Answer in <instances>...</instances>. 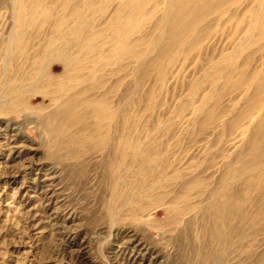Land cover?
<instances>
[{
  "label": "rangeland",
  "instance_id": "1",
  "mask_svg": "<svg viewBox=\"0 0 264 264\" xmlns=\"http://www.w3.org/2000/svg\"><path fill=\"white\" fill-rule=\"evenodd\" d=\"M131 1L143 10L0 0V264H264V169L245 172L264 129V0H208L174 42L166 0ZM19 27L28 50L8 56ZM71 28L75 46L102 49L85 87L114 118L78 110L52 138L48 99L4 97L26 54ZM226 202L236 210L217 218Z\"/></svg>",
  "mask_w": 264,
  "mask_h": 264
},
{
  "label": "bare ground",
  "instance_id": "2",
  "mask_svg": "<svg viewBox=\"0 0 264 264\" xmlns=\"http://www.w3.org/2000/svg\"><path fill=\"white\" fill-rule=\"evenodd\" d=\"M166 1H167V5H166L167 7L165 9V24H169L170 28L171 27L175 28L174 31H170L168 34L171 42H174L181 35H183L186 29L195 28L194 25L197 21V16H198L197 11L199 10V7L209 2L208 0H203V4L200 3L201 4L200 5L199 3H197L192 6V4L190 5V2L197 1V0H166ZM224 1L225 0H218L219 3H222ZM140 4L137 1L135 2V1L129 0L128 4L126 5L127 6L129 5L128 7H129V10L132 12L131 14L135 15L140 10L141 11L143 10L142 5ZM260 5L262 8H264L263 3H261ZM40 8H41L40 3H36L33 6L32 10L30 11L31 14L37 15L41 13ZM26 9H27L26 6L21 7V12L19 11V15H18V19L21 22L23 21L24 23H25V20L27 19ZM123 15L124 14H120L118 16V19H121ZM258 24L260 28L264 31V15L258 18ZM187 25H189L188 28H187ZM70 30L73 32H70L69 34L62 33V32H56L54 36L50 37L49 39L50 42L47 45H44V46L36 45L37 47L32 49L33 51L31 53L32 56H30L29 53L26 54L28 57L26 58V60L28 59L31 60L29 61L31 62V67H29V71L27 72L24 71L25 73H23L18 68L14 67L16 71L14 72V76L10 82L11 87L9 89L8 94L6 93L7 95H5L4 97V100L6 102L8 99L7 96H10V98L17 100L14 97L21 98L23 95L31 93L33 94V96H35L36 94H41L43 96L42 97L43 100L48 99L50 101V107L52 108V110L48 114L42 116L43 119L41 118V122L45 123L47 134L51 136L52 138L60 136L63 134V132H65L66 130L65 122L67 118L70 115L73 116V114H75L78 110H85V111L90 110L98 119H102V118L104 119L105 116L111 120H113L114 118V116L108 113L107 103L103 97L106 94L103 96L101 95L99 97H95L94 92L90 94V91H94V88L88 89L87 87H85V82L87 80L86 74L87 73L91 74L93 72L95 73L96 68H97V64L96 62H94L95 60L90 62L89 57H88L90 56V54H92L95 48L90 46L89 43H84V42L82 44H79L78 46H75L73 43L70 42V35H78L79 33L76 34V31L72 30V28ZM165 31L166 30H164V33ZM23 33H24L23 28L19 27V30H16L15 32L12 30L9 36H10V39H12L13 42L16 41V44H17V39L20 38V36L22 37L25 34ZM23 40L21 38V41L17 44L16 47L5 49L4 53L5 52H6L5 54L8 53V56L9 54H14L16 52L20 53V56L24 55V53L28 49H25L26 46L23 45ZM11 46L12 44H10L9 47ZM101 51L102 49L99 48L94 51L96 52L94 54H97V56L99 57L101 54ZM89 62L92 64H90ZM9 65L10 64L6 66H9ZM50 66L52 70H50ZM60 68L63 71L61 75L56 76L52 72H50V71L59 70ZM7 87L8 86H6V88ZM49 88L51 89L47 90ZM263 103L264 102H262L261 104ZM50 107L48 106L47 109H50ZM45 109L46 108H44V110ZM69 141H72V140L69 139ZM127 144L128 143L125 141L120 143V145L122 146H126ZM250 151H251L250 153L252 156L251 161H253V163L250 164V166L245 167V172L247 170L250 172H254L257 169L263 170L264 169V129L261 131L259 138L253 141ZM196 184L197 182L193 184V187ZM191 187H192V184L190 185V189ZM184 192H185V189H184ZM178 199L179 198H176V200ZM174 204L176 205V201L172 199L171 207L175 206ZM230 204L227 202L221 205L216 204L215 206L213 205L212 208H210V210L213 211L214 215L217 218H222V217L224 218V217H227L226 211L230 209H235L233 208L234 207L233 204L232 203ZM186 208H189V207L187 206ZM193 211L194 210L190 209L187 211V214ZM236 214H237V211H236ZM239 215L241 216V214ZM139 247H141V245H139ZM139 247L137 248L139 249ZM139 251L141 252V250Z\"/></svg>",
  "mask_w": 264,
  "mask_h": 264
}]
</instances>
